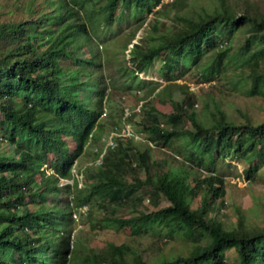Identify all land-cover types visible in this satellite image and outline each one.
<instances>
[{
  "label": "trees",
  "instance_id": "trees-1",
  "mask_svg": "<svg viewBox=\"0 0 264 264\" xmlns=\"http://www.w3.org/2000/svg\"><path fill=\"white\" fill-rule=\"evenodd\" d=\"M218 1L197 15L178 14L176 19L183 23L162 33L157 42L135 40L124 59L127 67L145 70L160 57V73L169 83L189 71L188 66L199 68L195 73L199 82L216 80L229 66H238L245 70V92L264 97V3ZM44 2L6 3L16 17H2L0 12V142L9 138L21 144L17 153L0 151V248L10 249V259L0 255V264H70L77 254L80 264H225L230 248L236 250L239 264H264V224H250L240 213L236 224L227 226L217 214H210L215 200L225 193L223 175L202 165L206 170L193 183L188 174L178 180L162 172L165 166L150 150L187 135L192 159L201 161L202 153L243 157L249 161L243 174L253 180L260 167L253 158L264 145V118L255 123L243 112V119L235 121L218 108L204 122L193 108L195 94L185 92L180 99H171L170 112L159 110L153 100L132 112V123L136 116L144 121V147L131 138H119L113 148L94 151L107 117L100 116L104 98L111 94L88 23L101 20L111 27L137 11L139 17L148 11L158 15L160 8L155 7L163 0ZM87 3L91 9L85 15ZM158 26L152 23L154 30ZM241 28L237 47L227 46ZM85 44L90 54L77 55ZM207 54L209 60L203 63ZM89 140L93 147L87 151ZM189 146H197L198 153ZM90 153L88 163L76 166L79 156ZM137 191L149 194L152 209L129 216L105 214L90 228L107 222L137 235L164 229L171 238L182 235L190 241L188 252L152 262L127 242L109 240L99 251L79 243L73 233V213L79 205H126ZM136 197L142 204V194ZM162 197L166 204H161ZM196 197L198 203L193 201ZM85 218H93L90 211Z\"/></svg>",
  "mask_w": 264,
  "mask_h": 264
},
{
  "label": "rangeland",
  "instance_id": "rangeland-1",
  "mask_svg": "<svg viewBox=\"0 0 264 264\" xmlns=\"http://www.w3.org/2000/svg\"><path fill=\"white\" fill-rule=\"evenodd\" d=\"M19 0H0V12L2 17L17 16L16 12H8L6 3L13 4ZM37 3L44 5V0H36ZM240 2H254L257 0H232ZM261 4L264 0H258ZM219 4L218 0H163L158 15L148 11L142 16L137 13L128 14L125 18L115 22L111 27H107L101 20L92 21L89 28L92 31V41L96 44L95 50L101 56L104 65V74L109 82L108 98H104L102 106L103 113H106V121L103 124L105 128H109L110 124L119 115L120 110L124 106L123 113L127 110L128 105L134 106L137 102L139 95L144 94L149 97L147 102H154V104L162 112H170L173 108L171 99H180L185 92L194 93L196 96L193 108L198 112L199 117L204 122H209L213 117V113L217 112L218 108L223 109L227 116L235 121L243 119L242 113H249L253 122L261 121L264 118V97L252 96L245 92L246 81L243 78L245 70H241L238 66H229L223 71L216 80L199 82L196 78L199 68L188 66L190 69L185 74L181 75L178 79L167 83L160 73V65L162 59L157 57L147 71L142 70V75H136L139 72L133 71L125 64L128 47L135 40L137 42L141 39L151 40L157 42L159 36L168 32L171 33L175 28L183 23V19H176L178 14L197 15L205 10H211ZM46 5V4H45ZM91 5L86 4V8L82 12H89ZM20 13H24L22 10ZM101 19V18H100ZM157 19L158 21H155ZM158 23V29L154 30L152 27ZM237 35L231 39L227 46L237 47L240 37L243 36V29L238 30ZM152 37V38H151ZM239 38V39H238ZM144 45V42H141ZM130 52V51H129ZM90 54L89 47L85 44L77 52L79 56H87ZM209 55H205L202 59L203 63L208 62ZM122 65V67H120ZM132 70V71H131ZM63 76V75H62ZM64 77V76H63ZM147 80V81H145ZM67 81V80H66ZM65 82L64 80L62 81ZM68 82V81H67ZM139 88V89H138ZM152 90L149 92V89ZM145 102V101H144ZM142 107L140 104L138 110ZM146 107V106H145ZM139 116L133 122V126L141 131L143 136L140 135L138 139H134V143L140 147L146 145L147 132L143 127L144 121H139ZM102 119L100 118L99 122ZM160 123L166 126V121L161 117ZM190 125L188 124V127ZM98 129H96L97 133ZM101 130H99V134ZM129 131L124 133L123 138H130ZM187 135H183L178 139L172 140L170 146H157L151 147L152 157L161 161L165 169L162 172H167L176 176L180 180L181 175L188 174L191 183L194 178L204 174L205 167H211L214 172L223 175L225 180V193L222 198H217L216 203L213 204L214 208L210 214H217L227 226L235 225L237 217L240 213L245 216V219L250 224L263 225L264 224V145L260 151L253 158L255 161L260 162V167L253 180H249L243 174V170L249 166V161L243 157H234L229 154L224 157H219L214 153H202L201 161L192 159L187 152L186 141ZM117 137H114L115 145H117ZM92 141V140H91ZM95 139V146L97 143ZM18 143H12L9 138H3L0 142V151H12L17 153ZM86 150L92 148V142H89ZM114 145V146H115ZM113 146V147H114ZM194 152L198 153L199 148L193 146ZM189 146V149H192ZM87 154V152H86ZM90 155L79 156L76 166H83L88 163L93 157ZM47 163V162H45ZM159 163V162H158ZM160 164V163H159ZM204 165V166H202ZM45 166V164H44ZM202 168V170H201ZM206 170V169H205ZM142 171H139V174ZM206 174V173H205ZM196 175V176H195ZM189 179H186L189 181ZM142 194V204L138 203V197ZM199 196V195H198ZM126 205H119L115 203L105 204L101 208L94 204L89 203V211L91 212L92 219L86 220V215L77 211V220L74 225V236L77 237L79 243H89L99 251L100 247L106 241L112 240L117 243L127 242L133 248H138L145 259L156 262L163 256H174L177 253L188 252L191 247V242L186 240L182 235H175L171 238L165 234V230H158L156 233H147L145 235L132 234L128 227H119L114 224L104 223L102 226H97L91 229L89 224L94 221L103 220L105 214L114 217L129 216L136 214L139 210L152 209L153 206L149 203V194L137 191L135 195L131 196ZM137 199V200H136ZM199 197H196L194 202H199ZM161 204H166L167 200L162 197ZM222 200V201H221ZM137 201V202H136ZM30 208H34V204H29ZM122 206V207H121ZM144 206V207H142ZM138 207V208H137ZM81 210L85 207H80ZM81 213V215H80ZM83 217V218H82ZM94 220V221H93ZM0 255L6 260L10 259V249L0 248ZM71 258L70 264H75L77 260L81 263V254H77ZM225 264H239V258L235 249L230 248L225 252Z\"/></svg>",
  "mask_w": 264,
  "mask_h": 264
},
{
  "label": "clouds",
  "instance_id": "clouds-1",
  "mask_svg": "<svg viewBox=\"0 0 264 264\" xmlns=\"http://www.w3.org/2000/svg\"><path fill=\"white\" fill-rule=\"evenodd\" d=\"M133 43V42H132ZM132 45V44H131ZM131 45H129L128 47H131ZM148 68L145 70L147 71ZM132 71V70H131ZM133 71H138L139 73L136 74L138 75H142V70L135 68L133 69ZM147 81V80H145ZM148 82V81H147ZM139 89V88H138ZM149 97H145L144 94L139 95L137 102L134 104V106L128 105L127 109L129 110L128 114H124L123 113V109L124 106L122 107V109L120 110L119 115L116 117V119H114V121L110 124L109 128H105L102 124V126L99 128V130H101L100 136L97 139V145L96 146H92L93 150H99L101 151V153L104 152V150L110 146L111 148H113V146L115 145V141H114V137L119 138H123L124 133L129 131L130 138L131 139H138L140 135L141 137L143 136L141 131H138L132 124L131 122V114L133 111H139L138 108L140 106L141 103H143L144 101L148 100ZM105 116L106 113H103V111L101 112V117ZM103 123V122H102ZM105 123V122H104ZM162 125V123H161ZM91 140V139H90ZM90 140L86 143V146H88L87 144L90 142ZM98 162L101 161L100 157L97 158ZM80 207H85V209L81 210ZM79 211H83L85 214H87V212L89 211L90 207H89V203H82L81 205L78 206Z\"/></svg>",
  "mask_w": 264,
  "mask_h": 264
},
{
  "label": "built area",
  "instance_id": "built-area-1",
  "mask_svg": "<svg viewBox=\"0 0 264 264\" xmlns=\"http://www.w3.org/2000/svg\"><path fill=\"white\" fill-rule=\"evenodd\" d=\"M125 113L128 114V113H129V110L127 109V110L125 111ZM201 170H202V168H201ZM202 171L205 172V169L202 170ZM79 175H80V174H79ZM79 175H78V176H79ZM67 180L71 181V179H65L64 181H67ZM73 216H74V218L77 220V218H78V217H77V216H78V215H77V212H74V213H73Z\"/></svg>",
  "mask_w": 264,
  "mask_h": 264
}]
</instances>
